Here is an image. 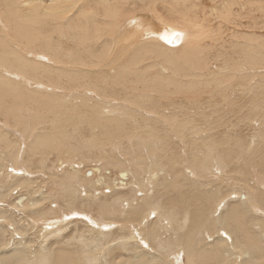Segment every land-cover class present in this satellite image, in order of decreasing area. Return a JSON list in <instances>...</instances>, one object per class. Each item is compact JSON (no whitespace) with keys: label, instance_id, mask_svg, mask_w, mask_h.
<instances>
[{"label":"bare ground","instance_id":"obj_1","mask_svg":"<svg viewBox=\"0 0 264 264\" xmlns=\"http://www.w3.org/2000/svg\"><path fill=\"white\" fill-rule=\"evenodd\" d=\"M56 1L0 0V182L22 164L35 177L0 193L11 212L0 208V248L25 243L0 264H264V74L248 72L264 67V39L221 31L247 8L264 14V0ZM36 53L94 67L119 59L49 77L97 93L50 94L36 84L48 68ZM103 185L114 195L95 202L90 189ZM128 185L153 194L134 205ZM73 210L93 223L43 248Z\"/></svg>","mask_w":264,"mask_h":264},{"label":"rangeland","instance_id":"obj_2","mask_svg":"<svg viewBox=\"0 0 264 264\" xmlns=\"http://www.w3.org/2000/svg\"><path fill=\"white\" fill-rule=\"evenodd\" d=\"M209 4H212L213 5V7H215V6H217V4L218 3H216L215 2V0H206ZM60 2H62V3H65V0H61ZM56 3H57V1L55 0V3H54V5L56 6ZM77 7H78V5H76V6H74V10H76L77 9ZM247 10V11H246ZM246 10H243L244 12H242L241 11V21H242V25H240V26H236V25H233V24H228L227 25V23H226V25H223L221 28H222V30L221 31H224L225 30V32H223V34H224V36L225 37H229L228 39H227V41L229 40V39H233V38H235V39H238V40H236L235 41V39H233V41H234V43H237V42H240L241 41V39L240 38H242V36H240V35H235L234 37H232L233 36V34H230V32H232V30L233 29H238V30H241V32L242 31H246L247 32V30L249 31V29H250V31L249 32H247V33H249L250 34V32H254V33H256L258 36H260V38H261V40L262 39H264V14L262 13V15H257V16H255V18H253V17H251V14H250V11L248 10V8L246 9ZM249 11V12H248ZM257 13H260V12H257ZM248 14H250V16L248 15ZM248 15V16H247ZM68 16H73V14L72 13H69V15ZM208 18L209 19H213L214 17L213 16H208ZM213 22V21H212ZM214 23V22H213ZM250 23V24H249ZM244 24V25H243ZM247 24V25H246ZM256 25H258V26H256ZM236 26V27H235ZM247 28H246V27ZM251 26V27H250ZM238 27V28H237ZM240 27H243V28H240ZM228 30V31H230L231 29V31L230 32H228L226 29ZM243 29V30H242ZM246 29V30H245ZM226 32H228L227 34H225ZM260 32V33H259ZM9 33V32H8ZM236 34H237V32H235ZM261 34V35H260ZM10 36H11V34H9ZM228 35V36H227ZM240 36V37H239ZM12 37V36H11ZM10 37V40H9V43H14V44H16V45H18V46H20L21 48H23L21 45H20V43L17 41V40H15V39H13V38H11ZM238 37V38H237ZM64 47L65 48H68V45H73V42L72 41H69V40H67V39H65L64 41ZM228 43V42H227ZM227 43H225V45L227 44ZM230 43H228V45H229ZM263 45H264V42L262 41V44L260 45V48L263 50V52H264V47H263ZM227 46V45H226ZM23 50L24 51H28V52H32V51H29V50H27V49H24L23 48ZM36 54H38L39 56H43V57H41V58H44V60L42 61V62H45L44 64H46L47 65V67L48 68H45V67H43V66H41L40 67V69H44V70H46V72L45 73H43V75L45 76V77H43L42 79H40L39 81H35L36 82V84H38V85H41V86H43V87H47V89H46V92L47 93H50V94H52L53 93V91L54 90H60V91H68V92H72V94H78L79 92H81L82 94L81 95H84L86 92H89V91H92L93 93H97L94 89H87V88H74L73 86L74 85H70V86H64V85H61V87L60 86H56L51 80H50V78L49 77H51V73L53 72V70H55V69H59L60 70V72H68V70L70 71V68H71V66H80V67H82V69L81 70H84L83 72L84 73H92V74H98L99 72H103L104 70H106V69H108V68H112V67H114L115 66V64H112V65H110V63L112 62V63H115V61L116 60H118L119 59V55H114V56H112V58H110V60H109V62H107V61H105V60H101L99 63H97V65H96V67H94V66H92V64H86V63H83V62H77L76 60L75 61H73L72 60V55H69V54H67V57H62L61 58V60H58V59H53V58H50V57H48L47 55H45V54H42V53H36ZM215 63H217V64H215ZM213 64H215V66H214V68H216L217 69V67H219V62L218 61H214L213 62ZM43 65V64H42ZM217 65V66H216ZM253 68V69H252ZM252 68H250V70L251 71H248L249 73H251V72H253L254 74H256V76H258L260 73H262V74H264V67H252ZM249 69V68H248ZM255 69V70H254ZM263 69V70H262ZM259 73H257V72ZM17 73H18V71H16ZM22 78H29V77H25L23 74H22ZM34 80H36V79H34ZM34 82V81H33ZM34 82V83H35ZM45 93V92H44ZM112 100V99H111ZM120 101H122L121 99H119ZM257 123V122H256ZM257 126V125H256ZM11 129V128H10ZM13 130V129H12ZM18 164V163H17ZM21 167H19L18 165H17V167H19L18 169H16L15 170V168H13V167H9V169H10V171L12 172V173H5V174H3V178H2V181L0 182V193H3V192H11V194H14L15 193V191H17V190H20L19 188H17V187H15L13 184H15L17 181H19L18 179L20 178V179H24V178H26V179H29V181H33V180H35V177L33 176V175H29V174H27V172H30L29 170H27L26 168H25V165H20ZM11 169H13V170H11ZM15 171V172H14ZM13 175V176H12ZM219 174L218 173H211V176L212 177H216V176H218ZM16 181H15V180ZM35 183V182H34ZM34 186H35V184H33ZM36 187V186H35ZM6 189H10V190H8V191H6ZM80 189H81V187H80ZM105 189H109L106 185H103V187H100L99 189H90V191H91V193H92V196L95 198V197H98V198H95L94 199V201L95 202H97L102 196L104 197V198H107V199H111L112 197H113V191L111 190V191H109V192H105L104 193V195H102V191L103 190H105ZM121 189V188H120ZM120 189H116V190H120ZM122 191H124L125 193H129V194H132V195H135L136 196V198L134 199L135 201H136V203H133L134 205H139L140 203H141V200L140 199H138V198H141L139 195V193L138 192H141L142 193V195H144V194H146V197L148 198L149 196H151L152 194H153V191H152V189H146V188H136L135 190H133V188L130 186V185H128V186H125V187H123L122 189H121ZM151 190V191H150ZM11 194H9V193H7L6 195H7V197L6 198H8V196L9 195H11ZM88 194H87V192L85 191V189H84V191H81L80 192V194L78 195V201H82V202H86L87 203V200H88ZM138 199V200H137ZM63 201V200H62ZM2 203H3V205H1L0 204V208L1 209H3V210H5V211H7V214H11V212L7 209V207L5 206V202H3V201H1ZM59 201H55V202H53L54 204H53V207H49V208H51V209H55V210H58L59 208H55V204H57ZM62 204V208H64V207H67V206H65L63 203H61ZM120 204H123V200L121 201V203ZM57 207V206H56ZM68 208V207H67ZM67 208H66V210L65 209H62L61 211H63V212H61L60 211V209L58 210V212H59V215H61V214H66V212H67ZM65 212V213H64ZM73 212H78V211H74L73 210ZM80 212V211H79ZM78 212V216H80V217H78V216H74V217H71L69 220H70V222H69V224H67V226L69 227H66L65 228V230L64 231H62V232H60L59 233V235H55V234H53V235H50V236H47V238H48V241L46 242V244H44L43 243V248L44 247H46V246H48V245H50L51 243L53 244V242L54 241H56V240H58V239H61V238H64V237H66L67 236V234H68V231L70 232V231H72V232H74V229H76V228H81V225H82V223H85V219H84V215H82L81 213H79ZM151 213L153 214V213H156V211L153 209V210H151ZM82 216H83V218H82ZM2 218V217H1ZM79 218H81V219H79ZM78 221H77V220ZM17 220V219H16ZM94 220L97 222V223H102V225H104V224H109V226H108V228L106 229V231L109 233L108 235H110L111 236V234H112V232L114 233L115 232V225L114 226H112L111 225V223L110 222H108V221H101V220H98L97 218H96V215L94 216ZM76 222H77V224H76ZM96 223V224H97ZM79 226V227H78ZM112 227H113V229H112ZM113 230H111V229ZM2 229V224L0 223V230ZM33 230V229H32ZM10 234L12 235V231H10ZM69 234H71V233H69ZM115 234V233H114ZM14 235H16V234H13V236ZM32 235H34V232H28V233H26V234H21V236H22V238H23V240L24 241H27V240H29L30 239V237L32 236ZM8 236H10V235H8ZM7 236V237H8ZM57 236V237H56ZM59 236V237H58ZM105 236H107V234L105 235ZM105 236H100L101 238H104ZM14 241H13V245L11 244L10 246H5V247H1L0 248V254H4V255H6V254H8V252H9V250H12V251H15V250H13V249H22L23 247H25V243H21V244H17V243H19V240L17 239V238H14L13 239ZM128 241H131V240H129V239H127V240H125V242L124 243H129ZM15 242V243H14ZM131 243V242H130ZM138 252H139V249L137 250Z\"/></svg>","mask_w":264,"mask_h":264},{"label":"snow or ice","instance_id":"obj_3","mask_svg":"<svg viewBox=\"0 0 264 264\" xmlns=\"http://www.w3.org/2000/svg\"><path fill=\"white\" fill-rule=\"evenodd\" d=\"M182 35H183V33H180V32H174V33L172 34V39H168L167 42H168V43H174V42H175L176 40H178ZM73 215H78V213L73 212ZM152 215L155 216L156 213H153ZM84 219H85V220H88L89 223H93V221L90 220L87 216H85ZM225 235H227V234L225 233ZM140 243H141L145 248H148V246H149V245H148L143 239L140 240Z\"/></svg>","mask_w":264,"mask_h":264},{"label":"water","instance_id":"obj_4","mask_svg":"<svg viewBox=\"0 0 264 264\" xmlns=\"http://www.w3.org/2000/svg\"><path fill=\"white\" fill-rule=\"evenodd\" d=\"M170 39H172V37H171ZM178 41H179V39H178V40H176L174 43H171V44H175V43H177Z\"/></svg>","mask_w":264,"mask_h":264}]
</instances>
